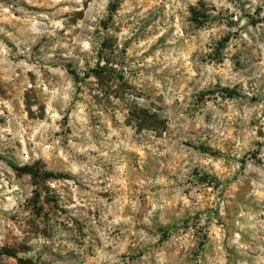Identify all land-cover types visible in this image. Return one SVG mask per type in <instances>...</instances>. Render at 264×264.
Segmentation results:
<instances>
[{
    "label": "rangeland",
    "instance_id": "obj_1",
    "mask_svg": "<svg viewBox=\"0 0 264 264\" xmlns=\"http://www.w3.org/2000/svg\"><path fill=\"white\" fill-rule=\"evenodd\" d=\"M0 264H264V0H0Z\"/></svg>",
    "mask_w": 264,
    "mask_h": 264
},
{
    "label": "trees",
    "instance_id": "obj_2",
    "mask_svg": "<svg viewBox=\"0 0 264 264\" xmlns=\"http://www.w3.org/2000/svg\"><path fill=\"white\" fill-rule=\"evenodd\" d=\"M107 69L110 70L106 65L101 64V60H98L96 65H95V68L92 69V71L94 72V75L100 80V82H103V78L105 77L104 74L107 72ZM141 118L144 122L148 121V116L144 115ZM142 125H143V123H140V126H142ZM14 169L16 171H21L23 173L29 174L33 178H45V177L52 178V177H55V175L49 171H40L37 168H33V167H29V166H24L21 168L14 167ZM6 254L13 256V253H11V251H6ZM22 262H25V261H22Z\"/></svg>",
    "mask_w": 264,
    "mask_h": 264
}]
</instances>
